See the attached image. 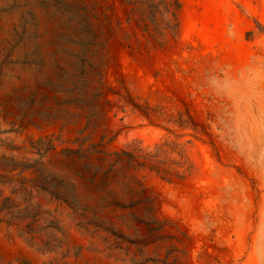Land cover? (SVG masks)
Instances as JSON below:
<instances>
[{
    "label": "rangeland",
    "instance_id": "374dc122",
    "mask_svg": "<svg viewBox=\"0 0 264 264\" xmlns=\"http://www.w3.org/2000/svg\"><path fill=\"white\" fill-rule=\"evenodd\" d=\"M260 57L264 0H0V264H257L205 81Z\"/></svg>",
    "mask_w": 264,
    "mask_h": 264
},
{
    "label": "clouds",
    "instance_id": "9594fccd",
    "mask_svg": "<svg viewBox=\"0 0 264 264\" xmlns=\"http://www.w3.org/2000/svg\"><path fill=\"white\" fill-rule=\"evenodd\" d=\"M205 83L221 102L214 120L217 138L250 169L264 174V57L238 69L226 64L210 72ZM257 264H264V257Z\"/></svg>",
    "mask_w": 264,
    "mask_h": 264
}]
</instances>
